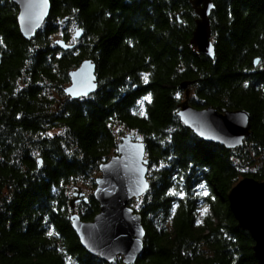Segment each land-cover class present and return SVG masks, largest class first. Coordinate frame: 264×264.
I'll return each instance as SVG.
<instances>
[{
	"label": "trees",
	"instance_id": "1",
	"mask_svg": "<svg viewBox=\"0 0 264 264\" xmlns=\"http://www.w3.org/2000/svg\"><path fill=\"white\" fill-rule=\"evenodd\" d=\"M50 1L28 41L19 7L0 0V263L107 264L81 246L70 201L75 187L96 188L130 133L149 160L150 190L132 201L146 231L136 264H261L227 194L245 177L264 181V0H212L214 59L190 43L188 0ZM58 35L72 48L57 46ZM85 60L96 63L98 91L74 100L64 90ZM185 82L194 108L249 112L243 147L184 127ZM85 197L75 211L88 222L100 208Z\"/></svg>",
	"mask_w": 264,
	"mask_h": 264
},
{
	"label": "water",
	"instance_id": "2",
	"mask_svg": "<svg viewBox=\"0 0 264 264\" xmlns=\"http://www.w3.org/2000/svg\"><path fill=\"white\" fill-rule=\"evenodd\" d=\"M19 7L18 24L23 37L30 41L49 18L50 0H11ZM197 19L191 45L211 59L215 58V46L211 41L210 16L215 6L212 0H188ZM82 30H76L75 39H80ZM63 50L72 46L63 40L55 42ZM259 60L254 61L258 66ZM70 85L65 88L67 97L78 100L98 91L97 66L93 60H85L69 74ZM189 82L181 85L186 89L185 100L179 104L177 113L184 127L199 139L220 145L227 150L243 147L251 136V115L246 110H221L213 106L197 109L189 104ZM118 153L99 167L100 176L95 180L94 199L100 211L92 221H83L75 212L83 191L73 194L69 215L71 227L81 246L91 256L107 264H114L122 257L123 264H136L144 251L146 231L142 217L130 207L133 200L139 201L150 190L148 181L149 160L145 143L134 134H124L117 146ZM39 168L43 162L38 161ZM230 211L240 229L247 231L254 242L256 259L264 264V181L251 177L241 179L227 194ZM1 264V263H0Z\"/></svg>",
	"mask_w": 264,
	"mask_h": 264
},
{
	"label": "rangeland",
	"instance_id": "3",
	"mask_svg": "<svg viewBox=\"0 0 264 264\" xmlns=\"http://www.w3.org/2000/svg\"><path fill=\"white\" fill-rule=\"evenodd\" d=\"M75 33V31L73 30V32H72V34H74ZM59 39H62L61 38V36L60 35H58V36H56V37H54L53 38V40L54 41H56V40H59ZM125 134H127V133H125ZM129 134V133H128ZM124 135V134H123ZM122 135V136H123ZM122 136H121V138H122ZM76 188V192L77 191H79V190H82V191H84L85 192V196L87 195V194H89V193H91V194H93L94 193V190L92 191V192H90L89 190H87L85 187H83V186H81V185H79V186H77V187H75ZM79 189V190H78ZM72 193V192H71ZM75 193V191L73 192V194ZM72 197H73V195H72ZM134 201V200H133ZM140 201V200H139ZM139 201H136L135 200V202H139ZM78 205V204H77ZM130 207L132 208V209H134L135 210V208H137V204L136 203H133V202H131L130 203ZM76 210V209H75ZM76 212V211H75ZM206 212V209H204V210H202L201 211V213H200V215H203L204 213ZM118 264H123V262H122V257H120L119 259H118ZM114 264H116V263H114Z\"/></svg>",
	"mask_w": 264,
	"mask_h": 264
}]
</instances>
